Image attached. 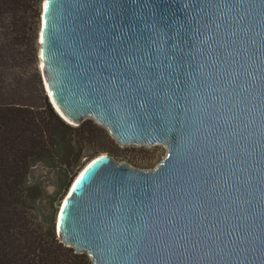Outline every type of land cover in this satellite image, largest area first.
<instances>
[{"label":"water","instance_id":"water-1","mask_svg":"<svg viewBox=\"0 0 264 264\" xmlns=\"http://www.w3.org/2000/svg\"><path fill=\"white\" fill-rule=\"evenodd\" d=\"M39 44L62 119L167 149L147 171L88 162L65 246L93 264H264V0H44Z\"/></svg>","mask_w":264,"mask_h":264},{"label":"trees","instance_id":"trees-1","mask_svg":"<svg viewBox=\"0 0 264 264\" xmlns=\"http://www.w3.org/2000/svg\"><path fill=\"white\" fill-rule=\"evenodd\" d=\"M43 2L0 0V264H93L60 241L55 214L38 207L42 182L30 177L38 164L59 168L66 191L87 162L113 155L116 143L93 119L74 126L51 105L39 69ZM30 63L42 104L23 89Z\"/></svg>","mask_w":264,"mask_h":264},{"label":"rangeland","instance_id":"rangeland-1","mask_svg":"<svg viewBox=\"0 0 264 264\" xmlns=\"http://www.w3.org/2000/svg\"><path fill=\"white\" fill-rule=\"evenodd\" d=\"M31 64L32 63H30L29 65L30 68H29V73H27L26 76L27 78L25 77L22 80L24 87L23 89L29 95L28 97L31 98L32 104L33 103L42 104V98H40L41 87L34 75V66L33 65L31 66ZM40 76H41V71H40ZM42 84H43V80H42ZM113 149L114 152L113 155L111 156L117 162L126 163L135 169L145 170V171L153 170L165 158L167 154L166 147L160 144L147 147L144 145L120 146L117 143H115ZM87 163L85 165H87ZM59 172H60L59 168L45 167L43 166V164H38L32 167L30 170V177L39 178V180L42 182L45 191L38 203L39 210L43 213L55 214L54 215L55 227L62 202L70 189L69 187L66 191L61 190L60 192L58 186Z\"/></svg>","mask_w":264,"mask_h":264}]
</instances>
